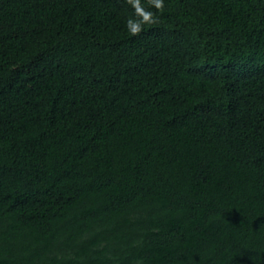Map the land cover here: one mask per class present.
I'll return each mask as SVG.
<instances>
[{
	"label": "trees",
	"instance_id": "16d2710c",
	"mask_svg": "<svg viewBox=\"0 0 264 264\" xmlns=\"http://www.w3.org/2000/svg\"><path fill=\"white\" fill-rule=\"evenodd\" d=\"M0 0V264H264V0Z\"/></svg>",
	"mask_w": 264,
	"mask_h": 264
},
{
	"label": "clouds",
	"instance_id": "9594fccd",
	"mask_svg": "<svg viewBox=\"0 0 264 264\" xmlns=\"http://www.w3.org/2000/svg\"><path fill=\"white\" fill-rule=\"evenodd\" d=\"M126 2L134 9L135 19L129 18L126 21V28L131 36H137L143 31L146 24L155 23L154 13L145 9L141 0H126ZM150 7H155L162 11L164 8V0H147Z\"/></svg>",
	"mask_w": 264,
	"mask_h": 264
}]
</instances>
